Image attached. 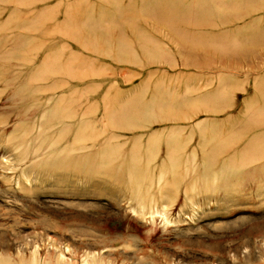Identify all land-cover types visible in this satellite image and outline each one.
Returning <instances> with one entry per match:
<instances>
[{
  "label": "rangeland",
  "instance_id": "374dc122",
  "mask_svg": "<svg viewBox=\"0 0 264 264\" xmlns=\"http://www.w3.org/2000/svg\"><path fill=\"white\" fill-rule=\"evenodd\" d=\"M169 1L0 0V264H264V0Z\"/></svg>",
  "mask_w": 264,
  "mask_h": 264
},
{
  "label": "bare ground",
  "instance_id": "6f19581e",
  "mask_svg": "<svg viewBox=\"0 0 264 264\" xmlns=\"http://www.w3.org/2000/svg\"><path fill=\"white\" fill-rule=\"evenodd\" d=\"M171 4H172V2L170 0L169 4H168V8H169L168 11L169 12H165L164 13V18H163V16H160V19L166 20V18H168V21L171 20L172 23H174L176 26H178L179 24L182 23L183 24V28H184L183 30H186V31H188L187 29L193 30V29L199 28L200 26H202L201 24H204L206 22V19H204V18H198V19L201 20V23H200L199 20H195L197 17L196 18H190L194 14H196L199 17L200 16L199 15L200 12L199 13L198 12H194V14L192 13L191 16H190V14H189V10L190 9L188 7H184L182 10L181 9L177 10V8L174 9L173 6H171ZM243 5H245V4H242V3L236 4V3H230V2L228 4H225L227 9L228 8L229 9H233V11H234L232 13L233 17L231 19H229L230 22H228V23H226V22L219 23V24H221L220 26H225L227 24L235 22L236 18L234 19V14H237L236 11L239 12V10H242ZM222 6H223V3L221 4V1L220 2L218 1L217 3H214L212 1V8H211V10L209 12L212 13L214 8L218 9V8H220ZM263 7L264 6H259V7L253 8L252 10H249V11H240L239 14L242 15L240 19L251 15L253 12H255V11H257V10L263 8ZM173 10H176L177 12L173 13ZM209 12H206V14L209 13ZM218 13H219V10H218ZM159 15H162V13L159 14ZM209 16H212V18L214 17L213 14H211ZM220 19H221V17L220 18L218 17V20H220ZM250 27H251V32L250 33H248V34L246 33V34L242 35L239 39H235L236 41L233 42L232 44H231V41H230L229 43L231 45H229L227 47L228 50L229 49L230 50H234L235 49L236 52H240V53H238L239 56H242V57L247 56L249 59L251 57H255L256 55H258V53H256L257 52L256 51V47L264 48V26H261V27L257 26L256 27V22H254L253 24L252 23L248 24L245 28L247 30ZM171 29H173L177 33L182 30L180 28L179 29H174V27L172 25H171ZM186 31H181V32H186ZM172 37H174V36H172ZM220 39H222V37H214L213 39H210L207 43H202L200 45L201 47L198 44H195V46H196L195 50L198 51L200 49V55L203 56V59H205L206 56H207V58L210 56V51H212L214 56H215L217 54V52H219V50L221 48L217 47V45H216V48H215L214 42L217 41V40H220ZM201 42H205V41H201ZM250 45H253L255 47V51L254 52L256 53V55L253 52H250V53L246 54L243 51L244 50L243 47H246V46L249 47ZM193 47H194V45L191 44V41L187 40L186 44H182L181 45L179 53H182L183 51L184 52L187 51L188 54L192 55ZM207 48H208V51H207V54H206L205 50ZM202 49L204 50V52H203ZM192 56L196 60L197 59L202 60L201 56L199 57L196 54H195V56L194 55H192Z\"/></svg>",
  "mask_w": 264,
  "mask_h": 264
}]
</instances>
